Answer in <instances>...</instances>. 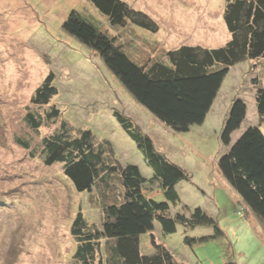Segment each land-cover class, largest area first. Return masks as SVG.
I'll return each mask as SVG.
<instances>
[{"label":"rangeland","instance_id":"1","mask_svg":"<svg viewBox=\"0 0 264 264\" xmlns=\"http://www.w3.org/2000/svg\"><path fill=\"white\" fill-rule=\"evenodd\" d=\"M122 1L145 14L156 31L130 24L114 28L88 0H0V264H72L75 245L69 231L75 216L80 212L86 223L100 224L98 201H118L114 196L121 189L113 179L105 192L98 183L92 193L80 194L60 165H43L40 142L56 133L61 123L71 138L84 130L92 132L95 141L105 142L115 153L116 160L111 156L109 161L137 166L149 181L145 195L164 201L159 185L151 180L152 170L120 129L115 113L190 175L176 186L180 201L171 212L187 217L201 208L222 233L215 237L214 229L204 227L186 233L179 226L177 233L164 236L155 222L153 241L167 248L176 264H264V223L244 207L238 190L219 169L220 157L246 129L259 127L264 135L254 101L256 88L264 85V58L232 68L205 123L176 133L136 104L98 56L64 33L61 25L76 10L114 38L131 60L147 67L166 64V52L181 46L224 47L230 40L223 21L226 0ZM51 76L56 97L48 105H32L35 91ZM235 99L247 106L246 118L224 148L220 133ZM51 107L61 113L56 122L44 121ZM27 113L44 121L37 133L25 122ZM258 181L264 183L262 178ZM150 238L140 237L142 256L154 253Z\"/></svg>","mask_w":264,"mask_h":264},{"label":"trees","instance_id":"2","mask_svg":"<svg viewBox=\"0 0 264 264\" xmlns=\"http://www.w3.org/2000/svg\"><path fill=\"white\" fill-rule=\"evenodd\" d=\"M88 1L114 28L130 24L152 33L156 31L157 27L145 14L122 0ZM67 17L61 25L64 33L95 53L136 104L176 133L188 132L190 128L205 123L232 68L239 63L264 58V0H226L223 21L230 40L224 47L208 50L181 46L166 52V64L158 62L147 67L131 60L115 39L102 31L90 17L76 10L69 12ZM56 95L51 76L35 91L31 104L48 105ZM254 101L260 125L264 123V85L256 88ZM232 102L220 133L224 148L230 146L231 135L240 130L247 113L243 101L235 99ZM50 109L44 121L56 122L61 113L58 109ZM115 118L152 170L151 180L159 185L164 201L158 202L145 195L144 189L149 181L137 166L121 167L109 161L107 158H115V153L106 147L105 142L95 141L93 133L84 130L71 138L65 131L66 124L61 123L56 133L40 142L39 156L43 165L47 168L60 165L61 173L80 194L92 193L98 183L105 192V188L113 185L111 179L118 182L121 189L120 195L114 196L117 203L98 201L100 224L87 222V225L80 212L75 216L69 231L75 245L74 253L69 257L72 264H176L172 253L153 241L155 222L164 236L177 233V227L181 226L186 233L199 227L212 228L215 237H221L215 220L201 208L187 217L171 212L170 207L180 201L176 186L186 182L190 175L157 151L153 140L128 119L118 113ZM44 121L31 113L25 116V122L34 133ZM17 143L28 148L25 142ZM219 169L226 182L238 190L236 193L244 207L264 223V183L258 181L260 178L264 180V135L259 127L248 128L241 134L229 151L220 157ZM66 179L63 178L67 182ZM144 234H150L153 255L140 254L139 240ZM188 241L197 242L190 238Z\"/></svg>","mask_w":264,"mask_h":264},{"label":"crops","instance_id":"3","mask_svg":"<svg viewBox=\"0 0 264 264\" xmlns=\"http://www.w3.org/2000/svg\"><path fill=\"white\" fill-rule=\"evenodd\" d=\"M214 106V105H213Z\"/></svg>","mask_w":264,"mask_h":264}]
</instances>
